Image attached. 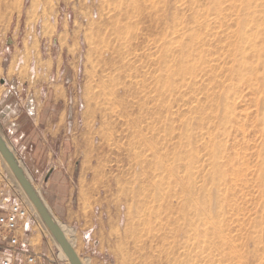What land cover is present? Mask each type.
<instances>
[{
    "label": "rangeland",
    "instance_id": "rangeland-1",
    "mask_svg": "<svg viewBox=\"0 0 264 264\" xmlns=\"http://www.w3.org/2000/svg\"><path fill=\"white\" fill-rule=\"evenodd\" d=\"M0 73L45 111L44 163L0 133L83 264H264V0H0Z\"/></svg>",
    "mask_w": 264,
    "mask_h": 264
},
{
    "label": "built area",
    "instance_id": "built-area-1",
    "mask_svg": "<svg viewBox=\"0 0 264 264\" xmlns=\"http://www.w3.org/2000/svg\"><path fill=\"white\" fill-rule=\"evenodd\" d=\"M36 222L28 202L0 166V264H62L54 246L41 250L26 237Z\"/></svg>",
    "mask_w": 264,
    "mask_h": 264
},
{
    "label": "crops",
    "instance_id": "crops-1",
    "mask_svg": "<svg viewBox=\"0 0 264 264\" xmlns=\"http://www.w3.org/2000/svg\"><path fill=\"white\" fill-rule=\"evenodd\" d=\"M6 89L7 87L3 84L2 77L0 76V111L3 113V116H6L5 119H7L5 127L8 128V130L11 129L10 131L12 134L15 135V133H17L18 136L20 135L18 141L21 154L25 155L28 153L31 157L33 156V159L36 161H43L44 163V160L47 156L50 157L49 154L51 153L49 151L50 142L47 138L48 133L43 135L42 127L39 125V123H44L42 117H44L45 111L43 112L42 110L40 112L35 100L32 98H30L26 104L25 102H19L18 99L17 102H12L11 96L13 94L11 91L6 92ZM25 105L28 109L32 107L33 110H31L32 112L30 111L31 114L25 112ZM25 116H27V122ZM46 132H49V128L48 130L46 129ZM50 161L51 160H47L48 163H50ZM52 163H50V165H52ZM58 166L59 164L55 165L54 173L57 175L63 174L64 170L62 167L57 168Z\"/></svg>",
    "mask_w": 264,
    "mask_h": 264
},
{
    "label": "bare ground",
    "instance_id": "bare-ground-1",
    "mask_svg": "<svg viewBox=\"0 0 264 264\" xmlns=\"http://www.w3.org/2000/svg\"><path fill=\"white\" fill-rule=\"evenodd\" d=\"M0 137L2 139V141L4 142L6 148L9 150V152L13 155V158L17 164V167L19 168V170L21 171L22 175L25 177V179L28 181L29 185L32 187V189L34 190V192L36 193V195L38 196V198L40 199L43 207L45 208L48 216L50 217V219L53 221V223L58 227V229L61 231V233L63 234V236L67 239V241L69 242V244L71 245V247L73 248V250L75 251V253L77 252V249L72 245L71 240L69 239V237L67 236V234L64 232V230L61 228V226L59 225V222L55 219L53 213L51 211H49L46 202L42 199V197L40 196L39 192L37 191L38 189L36 188V186L34 185V183L29 179V177L27 176L25 170L23 169L22 164L20 163L19 159L16 157V155L11 151L10 145L8 144V142L6 141V139L1 135L0 133ZM0 160L5 164L6 168L9 170L8 173L10 172L14 178L16 179L17 183L14 182L13 177L11 176V174L9 173V177L11 179V182L17 187V189L19 190V192L22 194V196L24 197V199L28 202V204H32V210H33V214H36L38 218L41 219L43 225L45 226L46 232L48 234H50L52 237L54 236V241L57 243V245L60 247V249L62 250V252L64 253V256H66V260L68 262V264H73V262L71 261V259L69 258V256L67 255V253L65 252L64 248L62 247V245L60 244V242L58 241V239L56 238V236L54 235V233L52 232L51 228L49 227L48 223L46 222L41 210L39 209V207L35 204V202L33 201V199L31 198L29 192L27 191V189L25 188V186L23 185V183L21 182L20 178L18 177V175L16 174L15 170L13 169V167L11 166V164L9 163V161L7 160V158L5 157L4 153L2 152V150L0 149ZM21 187V188H20ZM29 204V206H31ZM175 230V229H174ZM180 230V228L178 229V231ZM186 232V231H185ZM155 240V239H154ZM75 248V249H74ZM176 249V248H175ZM180 252V251H179ZM78 253V252H77ZM76 253V254H77ZM175 254V253H174ZM189 255V254H188ZM77 256L79 257V255L77 254ZM183 256V255H182ZM79 260L81 261V263L83 264V261L81 260V258L79 257Z\"/></svg>",
    "mask_w": 264,
    "mask_h": 264
},
{
    "label": "water",
    "instance_id": "water-1",
    "mask_svg": "<svg viewBox=\"0 0 264 264\" xmlns=\"http://www.w3.org/2000/svg\"><path fill=\"white\" fill-rule=\"evenodd\" d=\"M0 149L2 150V152L5 155V157L7 158V160L9 161L11 166L13 167V169L15 170L16 174L18 175V177L20 178L21 182L23 183V185L25 186V188L29 192V194H30L31 198L33 199V201L35 202V204L41 210L46 222L48 223V225L51 228L52 232L54 233V235L56 236V238L58 239V241L60 242V244L64 248L65 252L69 256V258L71 259L73 264H82L81 261L79 260V257L77 256V254L75 253V251L73 250V248L71 247L69 242L67 241V239L63 236L61 231L58 229V227L53 223V221L48 216V214H47L45 208L43 207L40 199L38 198V196L36 195V193L34 192L32 187L29 185L28 181L22 175L21 171L17 167V164H16V162H15V160L13 158V155L6 148V146H5L4 142L2 141L1 137H0Z\"/></svg>",
    "mask_w": 264,
    "mask_h": 264
}]
</instances>
